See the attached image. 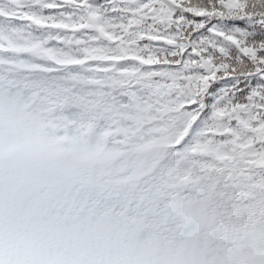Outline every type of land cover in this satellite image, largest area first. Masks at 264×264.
<instances>
[{"label": "snow or ice", "instance_id": "snow-or-ice-1", "mask_svg": "<svg viewBox=\"0 0 264 264\" xmlns=\"http://www.w3.org/2000/svg\"><path fill=\"white\" fill-rule=\"evenodd\" d=\"M0 264H264V0H0Z\"/></svg>", "mask_w": 264, "mask_h": 264}]
</instances>
